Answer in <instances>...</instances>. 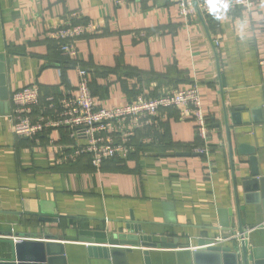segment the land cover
<instances>
[{"label": "crops", "instance_id": "0c3cea01", "mask_svg": "<svg viewBox=\"0 0 264 264\" xmlns=\"http://www.w3.org/2000/svg\"><path fill=\"white\" fill-rule=\"evenodd\" d=\"M86 23L94 30L75 40L76 58L64 56L51 33ZM0 56L8 88L7 103H0L1 233L31 241L74 237L60 243L67 264H113L103 254L110 248L129 251L119 264H143V252L149 264H191L199 243L229 246L220 222L235 219L234 189L245 209L241 178L249 172L238 163L237 144L255 149L264 178V0H253L248 11L190 22L167 0H127L119 8L113 0H0ZM77 67L86 70L93 102L104 109L196 84L209 131L206 146L178 108L163 109L134 130L126 159L98 168L89 156L74 154L86 139L66 128L34 140L16 137L11 94L36 86L40 103L30 118L54 119L58 102L77 94ZM113 139L123 140L119 133ZM177 153L190 156H171ZM253 194L264 202L261 191ZM135 231L167 246L93 243ZM244 241L253 251L248 264L254 257L264 264V229L248 232ZM89 247L100 252L90 256Z\"/></svg>", "mask_w": 264, "mask_h": 264}, {"label": "built area", "instance_id": "2783aa9c", "mask_svg": "<svg viewBox=\"0 0 264 264\" xmlns=\"http://www.w3.org/2000/svg\"><path fill=\"white\" fill-rule=\"evenodd\" d=\"M127 0H113L119 8ZM177 6L185 21L197 19V10L202 17L218 18L230 16L236 10L248 11L253 0H167ZM72 18L81 17L79 13ZM93 25L68 24L51 33L59 51L66 57L77 56L75 40L93 32ZM215 45L216 42H214ZM76 96H66L58 102L56 118L34 122L29 114L40 103V92L36 86L15 91L10 96L13 134L18 138L34 140L50 129L66 128L72 136L86 139V143L75 149V155H88L94 168L111 159H126L130 152L129 138L133 131L157 118L167 108H178L190 117L196 134L205 146L209 139L207 120L202 112L199 90L196 84L186 90H173L156 98L137 97L123 107L98 108L89 92L88 75L83 68H76ZM51 102V98L46 100ZM114 133L121 134L122 142H115ZM207 149V148H206ZM203 154V150H197ZM214 244V243H213Z\"/></svg>", "mask_w": 264, "mask_h": 264}, {"label": "water", "instance_id": "95a60500", "mask_svg": "<svg viewBox=\"0 0 264 264\" xmlns=\"http://www.w3.org/2000/svg\"><path fill=\"white\" fill-rule=\"evenodd\" d=\"M200 20L202 16L197 10ZM3 56H0V103L5 104L8 101V88L6 77V66ZM225 116V113H224ZM232 147L230 141L228 142V153L231 159ZM237 155L239 158V165H247L249 168L248 176L241 178L244 195V207L241 211L236 190L234 189L235 196V219L229 223L220 222L221 232H229V238L227 242L229 246L221 247L213 244L214 242L199 243L198 248L191 252V264H248L249 256L253 251L248 250L245 244V239L248 237V232L264 229V202L260 200L259 194H253L252 192L261 191L264 196V178L260 176L258 169V162L255 156V149L245 143L237 144ZM171 156L187 157L190 154L177 153L171 154ZM232 169V181L234 188L236 186L235 174L233 166ZM248 193V194H246ZM253 207V210L246 209V207ZM43 223H50L49 220H40ZM56 222V221H55ZM139 232L135 231L134 235L128 236L124 234L113 235L106 239H97L93 243L108 244L111 247H137V245L145 246H167L163 243L154 244L151 243V239L143 236H139ZM42 237V236H41ZM220 238H226L225 235H221ZM43 239V241H40ZM39 241H31L27 239V236L10 233L0 232V264H67L64 258L63 241H76L74 237L53 238V236L45 235L38 239ZM207 245V246H203ZM161 246V247H162ZM95 247H89V255H97ZM100 252V251H99ZM107 254L103 250L104 257L110 258L113 264H119L118 259L120 255L126 254L129 251L119 248H110ZM99 255H101L99 253ZM142 263L149 264L147 252L142 253ZM251 264H260L259 260L255 257L252 259ZM122 264H126L125 261Z\"/></svg>", "mask_w": 264, "mask_h": 264}, {"label": "trees", "instance_id": "16d2710c", "mask_svg": "<svg viewBox=\"0 0 264 264\" xmlns=\"http://www.w3.org/2000/svg\"><path fill=\"white\" fill-rule=\"evenodd\" d=\"M56 44H57V42H56ZM88 156V155H87Z\"/></svg>", "mask_w": 264, "mask_h": 264}]
</instances>
